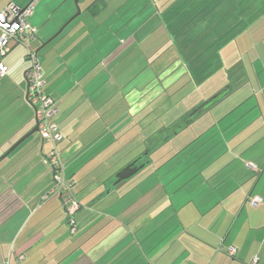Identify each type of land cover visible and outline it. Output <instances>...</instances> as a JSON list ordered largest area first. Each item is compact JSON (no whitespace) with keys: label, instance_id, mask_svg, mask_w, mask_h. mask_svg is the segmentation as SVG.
Masks as SVG:
<instances>
[{"label":"crops","instance_id":"1","mask_svg":"<svg viewBox=\"0 0 264 264\" xmlns=\"http://www.w3.org/2000/svg\"><path fill=\"white\" fill-rule=\"evenodd\" d=\"M81 1L79 15L36 54L44 92L58 107L64 174L75 181L72 191L81 204L74 214L77 228L71 232L66 223L65 191L42 199L52 176L43 161L48 145L35 132L0 160V264H250L254 257L264 264V0H153L148 19L158 16L161 32L155 38L152 20L124 36L122 23L106 22L108 0ZM28 2L0 0V10ZM76 11L74 0H38L28 19L35 38L28 47L10 41L0 78V158L35 126L27 101L28 51L35 52ZM236 27L239 33L222 47L248 34L251 49L261 46L257 55L232 64L221 93L195 101L174 125L168 120L147 132L142 148L129 146L139 143V119L147 126V115L163 110L166 88L180 91L168 87L172 82L189 75L199 86L189 64L213 40L210 33ZM165 43L172 57L149 67L148 81L141 83L136 49L154 53ZM204 104L200 113L213 108L210 135L197 139L194 152L176 155L183 167L160 174L148 145L179 133L172 128ZM132 148L128 161L142 156L143 166L118 189L116 174L125 165L120 161ZM251 195L261 198L255 207Z\"/></svg>","mask_w":264,"mask_h":264},{"label":"rangeland","instance_id":"2","mask_svg":"<svg viewBox=\"0 0 264 264\" xmlns=\"http://www.w3.org/2000/svg\"><path fill=\"white\" fill-rule=\"evenodd\" d=\"M108 1H109L108 3H110V9L106 15V22L109 26L122 23L124 27L123 28L124 36L131 31H135L136 27L139 24L142 25L143 21H146L147 23L150 22V20H152V18L150 20L148 18L152 16L151 2H153V0H113V1L108 0ZM157 2H160V0H157ZM84 6H85L84 2L81 1L78 3L76 10L77 8L80 10V8H84ZM115 7H118L117 13L113 12ZM54 15H56V13ZM158 19L159 18L157 16L156 19H153L150 22V25L156 26L153 28L155 30L154 38L161 35L160 30L158 31L159 28L157 24L158 22L156 23ZM247 35L248 34H244L242 37H240L239 40L237 41L233 40L225 44L221 48L220 57H221L222 67L218 68V66L216 65L214 69L211 70L212 75L206 81L199 83V86H196L192 82L189 75L186 77H179L177 78L178 80L176 79L174 82H172L171 85L168 87L172 88V91H174L175 89H178L180 91L176 93L174 91L175 94L172 93L174 94L172 95L169 92H166L168 91V89L166 88L164 93L165 95L162 97V99L160 97L163 104L160 105L159 107L161 108V106H164L163 110H161L160 112L158 111V112L149 113L147 116L152 121L148 122L147 126L141 125V120L139 119L138 122L140 124H138L137 128L134 129L136 130V132L139 130L137 136H135L134 139V142H139V143L135 145L130 143L129 146L132 145L138 149L142 148L145 145H141L140 143L143 141V137L145 134H147V132L160 130L161 127L159 126H161V123L163 122L165 123L168 120L169 121L166 122V123L170 122L168 126L174 125L175 124L174 119L175 117H177V114L184 112V110H186L187 108L192 107L191 104H193L195 101L202 98L208 101L214 95L221 93L224 90L225 86L230 83L231 75L234 72V69H232L233 68L232 64L238 61L242 62L244 61V59L248 60V58L255 57L257 55V50L259 51L261 47L259 45L258 49H251L250 48L251 43L249 42ZM151 38L152 37H150L149 40ZM158 48L155 49L154 53H149V51H147L148 49L143 48L142 46L136 49V51L140 50V55H141L142 66L140 67V71H139L141 83L148 81L147 79L148 74L146 73L149 67L154 68L153 66H156L157 69L160 63L165 61V58L172 57L173 55L172 54L173 50H171L168 47V43H165V45H162ZM146 51L148 53H144ZM160 82L162 83V81ZM155 85L157 87L161 86L158 84ZM212 109L213 108H210V110H208L205 113H199L195 118H193L188 123V125L185 128L179 131V133L173 135L166 142L161 141L162 138L157 137L155 143H151L150 145H148L150 148V152L152 154V160L158 165L157 170L161 171L159 172L160 174H162V171L172 168V166H174L176 163H180L178 162V160L174 159L178 153L194 152L196 148L197 139L202 138L204 136L206 137L207 134L210 135L212 130V125L214 122ZM138 126L140 127L139 129ZM178 126L173 127L171 131H174ZM208 137H212V136H208ZM127 145L128 144H125L124 148H127ZM133 150H135V148H132L130 151L126 153V155H124L128 157H124V159L120 161V165L121 164L126 165L128 164L126 162H131L135 158H137V156H135L131 158L130 161H128L127 158L131 156V152ZM143 161L144 159L141 162H139V164H141ZM176 167L181 168L183 167V165L176 164ZM138 174L139 173L135 174L134 176H132L127 180H123L122 183L119 185L118 189L126 188L127 183H129V181L134 179V177H136V175ZM132 205L133 204L129 206V210L131 209Z\"/></svg>","mask_w":264,"mask_h":264},{"label":"built area","instance_id":"3","mask_svg":"<svg viewBox=\"0 0 264 264\" xmlns=\"http://www.w3.org/2000/svg\"><path fill=\"white\" fill-rule=\"evenodd\" d=\"M37 1L30 0L24 7L11 3L0 10V78L6 75V67L2 62V57L8 53L10 41L14 40L28 47L29 42L35 38L36 29L29 23L28 19L32 15ZM28 56L31 65L26 71L27 101L34 107V117L37 123L36 133L48 145L43 161L49 167L52 176V185L43 194L42 199L46 200L53 195H61L62 191L67 193V198L61 199L62 206L66 215V223L71 232H74L77 228L74 214L80 208V204L71 192L74 182L66 180L64 176L63 162L59 151V144L63 136L54 120L58 111L57 103L53 97L44 92L43 72L35 52L29 50ZM248 165L252 169L255 168L252 164ZM248 200L254 207L261 202L258 195H251ZM227 253L231 256L234 255L235 248L228 247ZM22 259L23 255H19L18 260L21 261ZM256 262L257 258L254 257L250 264H256Z\"/></svg>","mask_w":264,"mask_h":264},{"label":"trees","instance_id":"4","mask_svg":"<svg viewBox=\"0 0 264 264\" xmlns=\"http://www.w3.org/2000/svg\"><path fill=\"white\" fill-rule=\"evenodd\" d=\"M231 17V16H230ZM223 18V17H222ZM221 18V19H222ZM228 17H225V21L227 20ZM255 17L252 18V20H254ZM220 19V20H221ZM222 22V21H221ZM227 23V22H226ZM221 29V28H220ZM239 27H236L234 30L232 31H225V32H222V33H217V32H214L212 31L210 33V35L213 36V40L205 45V47L203 49H201L199 51V53L197 55H195L191 61H193V63L189 64L192 72H193V75L196 77L198 76V84L199 83H202L204 81H206L211 75V70L214 69V67L217 65L218 68H221L222 67V62H221V59H220V56H219V50L220 48L222 47V44L226 43L227 41H229L231 38L235 37L238 33H239ZM214 51V52H213ZM213 52V56H209L208 60H206L207 58V54L208 53H211ZM202 59L203 63H194L196 61V59ZM212 57L214 59H212ZM219 61V63H218ZM206 105L204 104L203 106L199 107V108H196L194 110H192V112L188 115V117L183 121H187V125L188 123L193 119L195 118L203 109V107H205ZM182 122V123H183ZM63 136V135H62ZM63 139V138H62ZM61 143V142H60ZM142 160H140L141 162ZM63 170H64V167H63ZM65 176V174H64ZM66 178V177H65ZM131 178V177H130ZM129 179V178H128ZM66 180H68V178H66ZM127 180V179H126ZM73 181V180H72ZM73 185H72V188L75 184V181H73ZM122 182V181H121ZM120 183V182H119ZM72 188H71V192L73 194V191H72ZM74 195V194H73ZM75 196V195H74ZM76 198V196H75ZM76 200L79 202L80 204V201L76 198ZM81 206V204H80ZM66 216V215H65Z\"/></svg>","mask_w":264,"mask_h":264},{"label":"water","instance_id":"5","mask_svg":"<svg viewBox=\"0 0 264 264\" xmlns=\"http://www.w3.org/2000/svg\"><path fill=\"white\" fill-rule=\"evenodd\" d=\"M78 1L79 0H74V3L77 7L78 5ZM80 10L77 8V11L74 15H72L59 29L58 31L51 36L47 41H45L44 43H42V45L40 47H38L35 51V54H37V52L45 45L47 44L49 41H51L53 38H55L62 30L63 28L69 23L71 22L77 15H79ZM187 125V121L181 123L176 129H175V133L179 132L180 130H182L185 126ZM37 131V123L35 122V126L33 127V129L28 132L26 135H24L21 139H19V141H17L1 158L0 160L5 157L6 155H8L18 144H20L22 141H24L27 137H29L31 134L35 133ZM142 159V156H139L137 158H135L133 161H131L130 163H128L127 165H125L121 170L118 171V173L116 174V180H115V184L126 180L130 177H132L133 175H135L141 168H142V164H139L140 160Z\"/></svg>","mask_w":264,"mask_h":264}]
</instances>
